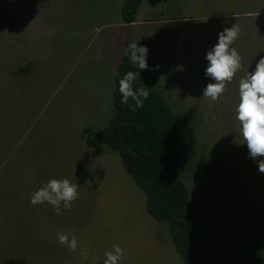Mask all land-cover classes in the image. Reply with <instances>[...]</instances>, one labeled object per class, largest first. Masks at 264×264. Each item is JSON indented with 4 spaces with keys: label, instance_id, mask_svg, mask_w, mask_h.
I'll use <instances>...</instances> for the list:
<instances>
[{
    "label": "rangeland",
    "instance_id": "obj_1",
    "mask_svg": "<svg viewBox=\"0 0 264 264\" xmlns=\"http://www.w3.org/2000/svg\"><path fill=\"white\" fill-rule=\"evenodd\" d=\"M123 1L0 0L2 264H100L114 244L120 264H184L170 224L150 216L119 153L94 142L114 114L127 40L148 49L142 72L167 98L194 166L184 182L198 264H257L248 236L264 248V173L247 155L234 108L239 80L263 56L264 0H143L127 26ZM234 24L241 69L212 102L202 97L212 82L204 57ZM28 62L27 76L12 74ZM50 179L78 184L59 215L30 203Z\"/></svg>",
    "mask_w": 264,
    "mask_h": 264
},
{
    "label": "trees",
    "instance_id": "obj_2",
    "mask_svg": "<svg viewBox=\"0 0 264 264\" xmlns=\"http://www.w3.org/2000/svg\"><path fill=\"white\" fill-rule=\"evenodd\" d=\"M142 3L143 0L123 1L121 19L124 24L137 22ZM262 19L264 17L257 18ZM131 45L127 40L122 61L116 67L114 114L99 131L94 142L119 153L124 170L147 197L146 207L150 216L170 224L174 246L184 264H198L194 208L184 182V176L194 172V166L181 149L182 135L176 115L164 94L142 71L136 85L142 83L147 87L148 98L143 107L133 110L134 105L130 107L119 102V79L127 71L139 72L129 60ZM260 54L264 56V49H261ZM34 68V63L28 62L19 65L12 74L25 77ZM248 237L250 245L255 246L257 264H264V248L256 246L251 236ZM2 262L0 250V264Z\"/></svg>",
    "mask_w": 264,
    "mask_h": 264
},
{
    "label": "clouds",
    "instance_id": "obj_3",
    "mask_svg": "<svg viewBox=\"0 0 264 264\" xmlns=\"http://www.w3.org/2000/svg\"><path fill=\"white\" fill-rule=\"evenodd\" d=\"M240 29L234 24L224 28L217 34V42L205 54L207 66L204 70L208 83L202 92V97L216 102L221 98L226 83H231L235 74L241 69V57L233 46L239 38ZM148 49L131 45L129 60L136 65L139 72L127 71L118 81L120 104L134 105L133 110L142 108L148 98V91L142 83L136 85L140 72L148 67ZM238 102L235 105V119L239 122V135L247 148V155L256 161L258 171L264 173V56L256 62L255 67L241 78L237 85ZM78 198V184L68 179H50L30 197L33 205H51L57 215L61 207L65 210L71 207V202ZM57 239L64 244L68 237L58 234ZM75 249V238L70 244ZM123 250L119 245H112L111 251L104 253L103 264H120Z\"/></svg>",
    "mask_w": 264,
    "mask_h": 264
},
{
    "label": "crops",
    "instance_id": "obj_4",
    "mask_svg": "<svg viewBox=\"0 0 264 264\" xmlns=\"http://www.w3.org/2000/svg\"><path fill=\"white\" fill-rule=\"evenodd\" d=\"M136 23V22H135ZM126 26H127V24H125ZM131 25H133V24H131ZM117 67V66H116Z\"/></svg>",
    "mask_w": 264,
    "mask_h": 264
}]
</instances>
